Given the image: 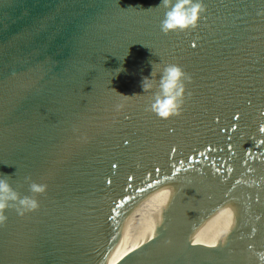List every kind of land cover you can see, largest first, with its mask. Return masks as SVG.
Wrapping results in <instances>:
<instances>
[{"label": "water", "instance_id": "water-1", "mask_svg": "<svg viewBox=\"0 0 264 264\" xmlns=\"http://www.w3.org/2000/svg\"><path fill=\"white\" fill-rule=\"evenodd\" d=\"M158 3L0 0V173L39 201L6 210L0 264H258L264 0L167 34ZM169 63L191 80L161 118L141 80Z\"/></svg>", "mask_w": 264, "mask_h": 264}, {"label": "clouds", "instance_id": "clouds-1", "mask_svg": "<svg viewBox=\"0 0 264 264\" xmlns=\"http://www.w3.org/2000/svg\"><path fill=\"white\" fill-rule=\"evenodd\" d=\"M161 6L165 11L160 21V30L165 34L196 28L204 11L203 0H159L155 7ZM156 77L157 73L152 70L150 77L145 76L141 80L143 91L155 89L147 105L148 110L161 118L178 115L184 104L186 82H189L191 77L175 63L164 65L159 71L158 79ZM9 177V174L0 173V224L6 221L5 212L9 208H14L18 214H24L39 207L35 196H21L9 183ZM46 188L47 185L41 183L29 184V191L34 194L44 193ZM256 256L258 264H264V251L257 252Z\"/></svg>", "mask_w": 264, "mask_h": 264}, {"label": "snow or ice", "instance_id": "snow-or-ice-1", "mask_svg": "<svg viewBox=\"0 0 264 264\" xmlns=\"http://www.w3.org/2000/svg\"><path fill=\"white\" fill-rule=\"evenodd\" d=\"M193 46H195V45H193ZM262 131H264V129H262Z\"/></svg>", "mask_w": 264, "mask_h": 264}]
</instances>
